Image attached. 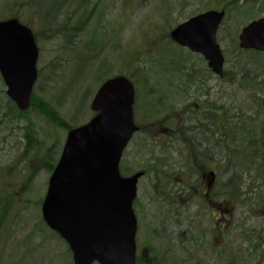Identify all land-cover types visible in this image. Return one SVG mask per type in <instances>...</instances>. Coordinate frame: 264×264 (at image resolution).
I'll return each mask as SVG.
<instances>
[{"label": "rangeland", "instance_id": "rangeland-1", "mask_svg": "<svg viewBox=\"0 0 264 264\" xmlns=\"http://www.w3.org/2000/svg\"><path fill=\"white\" fill-rule=\"evenodd\" d=\"M209 10L226 13L216 35L225 80L213 74L202 55L169 36ZM14 16L35 35L38 77L30 107L19 115L0 76V197L5 199L2 216L0 200V264H73L67 245L44 224L41 205L68 128L93 116L96 90L119 75L136 88L134 109L141 129L121 163L124 176L144 173L134 203L137 264H264V185L252 186L264 179L262 157L260 163L247 151L227 157L243 185L228 202L227 224L220 229L214 209L172 194L176 186L169 182L190 180L181 167L189 163L191 148L155 138L161 121L181 113L183 106L174 100L184 99L182 93L196 94V104L208 94L217 104L226 102L232 115L236 104L247 114L250 95L263 100V87L238 91L246 84L240 81L241 69L264 67V55L240 50L238 35L247 23L264 17V0H0V20ZM193 103L188 106L196 111ZM209 108L200 106L199 112L205 115ZM27 135L33 140L29 147Z\"/></svg>", "mask_w": 264, "mask_h": 264}, {"label": "water", "instance_id": "water-1", "mask_svg": "<svg viewBox=\"0 0 264 264\" xmlns=\"http://www.w3.org/2000/svg\"><path fill=\"white\" fill-rule=\"evenodd\" d=\"M225 17L209 10L170 32L177 44L199 53L222 76L224 56L216 35ZM241 49L264 52V18L245 25ZM39 50L32 31L16 19L0 21V75L20 111L30 106ZM134 87L124 76L103 82L90 104L95 115L68 131L42 202L43 221L68 245L73 264H135L137 219L133 203L143 172L123 177L119 163L137 130Z\"/></svg>", "mask_w": 264, "mask_h": 264}, {"label": "flooded vegetation", "instance_id": "flooded-vegetation-1", "mask_svg": "<svg viewBox=\"0 0 264 264\" xmlns=\"http://www.w3.org/2000/svg\"><path fill=\"white\" fill-rule=\"evenodd\" d=\"M240 50L251 51L257 55H264V52L255 51L253 49L245 50L240 48ZM226 77L227 74L223 69L222 76H218V78L220 80H225ZM239 78L240 81L244 80L246 84H240V89L238 91L242 92L243 90H249L252 93L258 92L260 91V87L264 88V67L256 68L255 71L251 69V72L241 69ZM167 94L170 96V93ZM182 95H184V99L178 101L174 100L175 103L183 106V108H181V113H178L176 118L166 117L161 121V128L155 135L156 139L163 138L167 142L177 140V142L185 146L186 149L190 147L192 150L191 158L188 159L189 163L181 167L183 176H189L190 180L179 178L177 182H169L170 184L172 183L174 187L176 186L173 188L172 194L179 199L188 195L192 205L199 206L207 204V207H203V209H208V207L212 210L214 209L215 212L213 215H216V226L223 229V223H226L228 213L230 212L227 208V204L235 199L237 189L243 185L242 179H239V176L234 174L236 171H233L235 167L234 163H232L233 161L230 160L227 162V157L234 158L239 153L247 151L250 152L252 156L257 157L259 163L261 159L258 157H262L264 161V98L260 101L253 100V95L249 94L251 109L249 111L247 110V114L241 113L242 110H238V108L242 109V107H237L236 104L235 111L237 113L232 115L231 111H228L226 107V102L222 104V102L219 101V104H217V101L211 99V97L208 98V94L204 96L206 100L199 104L193 103L196 102V94L192 93L185 96V94L182 93ZM224 101H226L225 96ZM192 103L194 107H197L196 111L188 106V104L191 106ZM200 106L210 107L206 110L205 115L203 112H199ZM133 110L134 121L137 126V131L134 133V135H136L140 133L141 129L136 121V110L134 107ZM216 111H219V114L213 115ZM185 138H187L188 141L191 140L190 142H192V145L188 146V143L183 142ZM160 143L165 144L164 142ZM196 150H199L201 154L198 152V155L195 156ZM203 151L206 152L208 157L202 156ZM254 167H256V165H254ZM219 180L220 185H218ZM156 182L161 183L162 181L157 180ZM252 182V186L264 185V179H258ZM228 187L231 188L229 192H227ZM196 192H199V195L196 194ZM223 234V231L219 232V237L221 238ZM257 242L262 243L263 241L258 239ZM223 243H225V241L221 244ZM263 246L262 244V247ZM151 262L154 263V261ZM159 262L160 261L157 263Z\"/></svg>", "mask_w": 264, "mask_h": 264}, {"label": "trees", "instance_id": "trees-1", "mask_svg": "<svg viewBox=\"0 0 264 264\" xmlns=\"http://www.w3.org/2000/svg\"><path fill=\"white\" fill-rule=\"evenodd\" d=\"M59 1H63V0H55V1H52V0H49V3L51 2V3H53V2H58L59 3ZM36 3H39V0H36ZM48 3V2H47ZM42 7V6H41ZM14 17H16V16H14ZM50 23V22H49ZM34 94V93H33ZM33 94H32V97H31V101H32V98H33ZM12 107L15 109V112L16 113H18L19 115H25L26 114V112L28 111H20L19 109H17L16 108V106L12 103ZM72 127H74V126H70L69 128H68V130L70 129V128H72ZM67 130V131H68ZM190 140V139H189ZM32 139L29 137V135H27V143H28V147L32 144ZM191 141V140H190ZM190 141H188L187 140V138H185L184 140H183V142H186V143H188V146H190V145H192V142H190ZM36 146H33V148L32 149H30L31 151H32V155H36L37 154V152H38V150L35 148ZM24 152H27V150L25 149V151ZM199 152V150H196V156L198 155L197 153ZM28 153V152H27ZM199 154H201L200 152H199ZM203 155V157H208V155L206 154V152H204L203 151V153H202ZM41 155V154H40ZM42 158V157H41ZM51 163V162H50ZM44 164L45 165H47V161L46 160H44ZM48 165H50V164H48ZM51 172H52V170L54 169V167H55V165H53V164H51ZM120 170H121V168H120ZM121 173H122V170H121ZM122 175H124L123 173H122ZM0 200H1V211H2V214H1V216L3 215V211H4V208H5V206H4V202H5V199L3 198V197H0ZM6 212V211H5ZM0 216V217H1ZM5 219V215L3 216V220Z\"/></svg>", "mask_w": 264, "mask_h": 264}, {"label": "bare ground", "instance_id": "bare-ground-1", "mask_svg": "<svg viewBox=\"0 0 264 264\" xmlns=\"http://www.w3.org/2000/svg\"><path fill=\"white\" fill-rule=\"evenodd\" d=\"M52 1H55V0H52ZM59 2H60V1H59ZM53 4H58V2H53ZM53 16H54V14H51V15H50V19H51V20L54 19Z\"/></svg>", "mask_w": 264, "mask_h": 264}]
</instances>
